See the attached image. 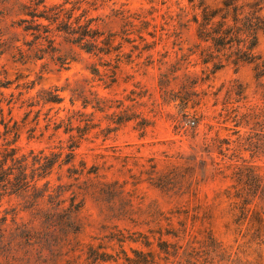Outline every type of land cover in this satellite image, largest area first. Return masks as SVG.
<instances>
[{
	"label": "trees",
	"instance_id": "1",
	"mask_svg": "<svg viewBox=\"0 0 264 264\" xmlns=\"http://www.w3.org/2000/svg\"><path fill=\"white\" fill-rule=\"evenodd\" d=\"M160 4L166 5L167 10L161 16L165 23H172L176 34L177 29L189 27H193L195 34L196 50L182 53L180 57L176 54V63L171 67L185 62L194 53L203 65H210L200 79L197 75L184 74L186 88L194 91L229 64H250L253 77L264 79V56L258 51L259 36L264 35V0H217L213 4L207 0H186L185 5L176 0L178 11L175 13L169 10L168 0H160ZM106 5L107 0H63L52 4L46 0H0V19L13 14L11 27L23 36L21 42L5 38L0 28V56L10 50L14 61L22 64L47 57L62 65L67 59L57 54L58 39L62 38L98 59L109 56L106 65L111 66L110 79L114 84L121 64L138 68L137 60L145 51H151L155 42L141 49L133 46L134 51L125 54L124 43L134 40L129 37L118 40L116 31L102 30L95 22L119 17L121 32L128 35L137 25L139 28L152 25L153 13L158 10L154 6L136 11L111 8L108 15L90 16L91 11L105 9ZM138 38L145 40L142 35ZM152 55L148 52L145 58L150 60ZM2 72L7 75L6 70ZM91 73L101 76L96 65ZM1 75L0 114L3 116L4 102L8 112L12 111L13 94L5 99L2 89L8 87L10 80ZM171 75L173 72L160 73L158 85L162 91L166 90L165 82H170ZM75 84L67 82L38 93L39 102L44 106L62 103L63 91L70 93L72 106L78 100L82 102L83 110L68 108L62 118L46 113L44 131L51 130L49 138L58 132L66 135V139L58 140L56 150L23 152L21 147L9 142L0 148V264H264V171L258 172L245 159L241 164H231V173L226 176L230 184L207 201L198 196L197 186H192L193 178L182 171L187 170L185 167L167 162L163 180H155L153 184L169 198H175V203L163 210L154 201L145 202L134 192L124 191L117 181L104 180L99 174L100 167H88L83 159L75 163L77 151L99 125L93 121V113L85 109L90 105L102 111L105 102L90 90L91 97L87 96ZM244 91L242 83L230 80L215 94L216 104L222 94L221 108L216 115L210 117L182 110L181 118L174 117L181 127L183 122L189 125L183 129V135L189 133L192 148L208 152L215 149L223 157L230 151L231 159H240L242 151H250L253 157L257 151L253 132L242 133L241 129L250 126L254 131L253 127L263 116L264 104L259 107L256 103L242 110ZM38 116L39 111L36 124ZM112 119L115 126L108 131L134 119V128L140 131V137L150 124L142 112L133 113L132 117L113 112ZM212 120L220 127L209 137L208 133L214 129ZM2 123L9 135L11 127L3 119ZM202 124L207 132L200 134ZM14 125L16 141L20 131L16 122ZM219 129L230 131L229 137L234 139H221ZM114 152L119 153V148L115 147ZM162 153L169 160L178 158L177 154ZM127 157L134 158L135 165L142 158L136 153ZM147 161L151 170H157L159 160L154 155ZM53 174L57 175V183L51 180ZM64 178L67 181L61 183ZM187 182L190 185L185 186ZM87 198L95 202L103 220L99 233L89 234L88 218L81 216ZM5 199L9 207L1 209Z\"/></svg>",
	"mask_w": 264,
	"mask_h": 264
},
{
	"label": "rangeland",
	"instance_id": "2",
	"mask_svg": "<svg viewBox=\"0 0 264 264\" xmlns=\"http://www.w3.org/2000/svg\"><path fill=\"white\" fill-rule=\"evenodd\" d=\"M46 1L52 4L63 0ZM178 1L180 5L186 4V0ZM216 1L207 0L211 4ZM175 2L176 0H168L169 10L172 13L178 11ZM152 6L158 10L153 13L155 20L152 21V25L146 28H139L140 26L137 25L128 31V35H126V32H121L122 22L119 17L112 16L104 18V21L97 20L95 22L102 30L116 31L119 34L118 40H120V37H129L134 40L131 43H124L122 52L125 54L134 51L133 46L141 49L151 44L153 40L155 42L153 49L148 51L153 54L152 58L150 60L146 59L145 56L148 52L145 51L142 58L137 60L139 63L138 68L131 69L130 65L121 64V70L117 73V81L114 84H111L110 79L111 66L106 65L109 62V56H102L101 59H98V57L87 54L79 48L64 42L62 38L58 39L60 51L57 53L67 58L62 65L57 60L51 61L47 57L29 60L22 64L14 61L9 53L10 50L0 56L1 78L6 75L2 71L6 70V77L10 80L8 87L2 89L5 99H10V95L13 94V102L10 105L12 107L11 113L8 112V105L5 102L2 104L0 148L9 142L12 146L21 147L23 152H27L29 149L35 151L45 149L48 151L58 145L59 139H66V135L61 132L49 138L51 130L44 131L46 113H49V116L65 117L68 108L83 110L81 109V100L76 101L72 106L69 102L70 93L63 91L61 92L64 97L62 103L44 106L42 102H39L38 93L49 87L64 86L68 82L71 85L76 83L75 85L79 90L84 91L89 97H91L89 93L93 92L105 100L102 111H97L90 105L85 109L87 113H93V121L99 125L92 130L89 141L84 142L77 151L78 156L75 163L78 164V161L83 159L88 167L92 165L100 167L99 174L104 177V180L117 181L124 191L134 192L135 195L142 197L145 202L154 201L163 210L171 208L175 203V198H169L153 184L156 181L163 180L167 171V162L185 167L187 170L182 171L193 178L192 186H197L198 196L207 201L212 200L215 192L230 184V179L226 176L231 173V164H241L242 159H245L246 162L253 164L258 172H263L264 100H261V94L264 93V79L256 80L253 77L252 65L240 64L234 66L229 64L193 91L183 85L186 79L184 74L191 77L197 75L200 79L204 77L203 71H209L210 65L208 67L203 65L198 55L194 53L185 62L175 65L174 68L171 67L172 64L176 63V54L180 57L182 53L189 54L196 50L194 48L195 34L193 27L177 29L178 33L176 34L172 23H165L161 16L167 8L166 5L160 4V0H107L105 9L91 11L90 16L108 15L111 13V8L136 11L141 8L149 10ZM147 18L150 19V16ZM13 19H15L13 14L0 19V28L5 38L12 37L19 39V42H21L22 34L20 32L16 34L11 27ZM149 33L153 34L154 37H151ZM139 35H142L145 40L141 41L138 38ZM258 51L264 56V35L262 34L259 36ZM122 61H125L124 56ZM164 61L167 63L164 64ZM94 65L98 67L100 77L91 73V68ZM166 72H173V75L170 77V82H165L167 85L166 90L162 91L158 81L161 77L160 73ZM233 79L238 80L245 87L244 99L240 103L241 106H244L242 110L256 103L259 104V107L263 106V116L258 124L253 127L254 131L248 128L250 126L241 129L242 133L253 132L251 135L257 146V151L253 157L250 151H242L240 155L242 158L240 159L237 157L231 159L230 151L223 157L217 154L215 149L209 152L199 148L194 149L189 145V133L183 135V129L188 128L189 125L183 122L181 127L174 120V117L181 118L182 110H187L190 114L196 111L210 117L216 115L221 108L220 98L222 94L217 104L215 103V94L218 93L223 83ZM20 93L21 95H19ZM30 103L33 105L29 106ZM51 106L53 108L49 111ZM38 111V124H36ZM56 112L58 113L56 114ZM113 112L120 113L123 117H132L133 113L142 112L143 116L150 121L145 135L140 137V131L134 128V119L122 124L116 130L108 131L109 127L115 126L112 123ZM2 119L11 127L10 130L12 131L9 135L4 132ZM14 122L17 123L20 131L16 141H14ZM210 122L214 125V129L208 133V136L212 137L220 124L216 120ZM199 132L200 134L207 132L203 124L200 125ZM229 132L219 129V137L221 139H234V136L229 137ZM115 147L119 148V153L114 152ZM163 151L168 154H177L178 158L169 160L165 157V153H162ZM133 153L142 156L138 165H135L134 158H125V156ZM153 155L159 160L157 170H151L147 161ZM140 164L143 167H140ZM56 178L57 175L53 174L51 176L52 182L57 183ZM66 181L67 179L64 178L60 182L64 183ZM188 185H190L189 182L185 184V186ZM4 207H9L6 199L3 200L1 209ZM81 216L88 218L90 226L87 227V232L89 234L100 232V224L103 220L99 216V209L92 199L87 198L85 200ZM217 233L223 236L219 230H217ZM224 240L227 241L228 238H224Z\"/></svg>",
	"mask_w": 264,
	"mask_h": 264
}]
</instances>
